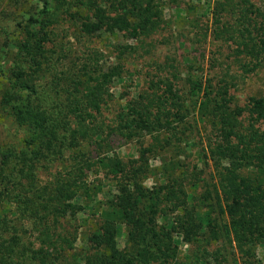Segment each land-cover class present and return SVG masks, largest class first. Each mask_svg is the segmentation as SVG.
Instances as JSON below:
<instances>
[{"label": "trees", "instance_id": "trees-1", "mask_svg": "<svg viewBox=\"0 0 264 264\" xmlns=\"http://www.w3.org/2000/svg\"><path fill=\"white\" fill-rule=\"evenodd\" d=\"M204 1L196 9L180 0H42L11 20L0 0V50L12 56L0 113L23 132L18 145L0 144V264H264V96L241 107L234 78L222 72L215 82L198 57L171 54L112 119L105 114L112 85L133 75L126 61L157 49L168 8L189 21L180 36L192 49L211 36L232 42L244 73L264 66V7ZM192 10L211 13L212 27L192 24ZM67 22L82 36L123 37L113 45L118 63L106 69L92 50L52 76L51 35ZM48 73L55 88L44 84ZM108 135L140 144V157L113 154ZM190 150L198 163L212 161L216 182L183 161ZM156 156L162 177L149 189ZM185 244L194 248L187 260Z\"/></svg>", "mask_w": 264, "mask_h": 264}, {"label": "rangeland", "instance_id": "rangeland-1", "mask_svg": "<svg viewBox=\"0 0 264 264\" xmlns=\"http://www.w3.org/2000/svg\"><path fill=\"white\" fill-rule=\"evenodd\" d=\"M183 3H189L188 8L191 6L196 9H201L202 7L207 8L206 1L204 0H180ZM258 6L264 7V0H252ZM3 9L5 8L6 12L3 17L11 15L9 19L13 20L14 15H21V17H27L30 13H34L37 10L41 9L42 0H6L3 3ZM201 7V8H200ZM190 10V9H189ZM1 11V10H0ZM202 12H197L192 10L190 12V21L192 24H195L194 20H200L198 24L202 27L208 25L212 27V15L207 13L206 16H202ZM167 27L165 30L161 31L157 37H159V44L156 50L153 51L152 55L137 56L130 58L126 61L127 68L133 74L131 76H126L122 81H115L110 90L109 105L105 112L106 117L109 119L113 118V113L123 106L130 99L137 95L145 87L148 76L156 75L155 72V63L163 62L168 55H177L178 59H186L187 57H198L201 60V63L204 64L205 75L209 78H213L214 81H218L223 78V73L228 74L225 79L231 80L234 78L235 87L232 89L233 94L236 96L239 106L244 107L248 99L251 96H264V66L259 69L257 72L252 74L244 73L241 68L244 61H238L233 56L234 46L232 42H217L208 36L206 39V44L202 43L198 50L192 49L189 46V41L181 37L180 31H187L189 28V21L184 20V18L179 15V10L175 8H168L165 12ZM235 20V19H234ZM193 28H190L191 31ZM164 37H166L164 39ZM22 39V36L18 37ZM52 42H50L49 49L51 52L48 53L50 57L51 65L50 74L55 75L54 71L57 73L58 70H53L54 66H57L59 71L68 72L79 65L80 60L87 58L88 54L92 50L99 51L101 65L108 69L113 67L118 63L116 59L117 54L114 52L113 45L116 44H126V40L118 38L115 40L113 37L96 36V37H86L82 36L77 32V28L73 23H61L59 27L55 29L54 35H51ZM183 41H186L185 43ZM188 44V45H185ZM197 44H199L197 42ZM198 47V46H196ZM197 49V48H196ZM205 51V52H204ZM143 51L141 52V54ZM5 54V55H4ZM1 53L0 50V81H4L3 74L6 73L9 66H11L12 56L10 52ZM140 54V55H141ZM205 55V58L202 55ZM218 59L216 62L214 61ZM211 60L214 63H211ZM230 67V68H228ZM223 72V73H222ZM49 74V73H48ZM48 75V80H44V84L50 88H55L56 84H52L53 80ZM2 82H0L1 84ZM61 101L66 103L60 97L56 100L57 104ZM59 102V103H58ZM0 144L1 145H18L20 139L23 137V132L16 129L12 122L9 119H6L0 113ZM110 141L112 144L113 154L115 153L124 160L138 159L140 157V148L141 145L136 142H127L116 135H108L105 138ZM200 138H198L199 141ZM151 141V138L148 136L144 141V145L147 146ZM200 143V142H199ZM205 142L200 144L199 150L205 146ZM112 154V155H113ZM190 154V155H189ZM163 156V154H161ZM161 156V157H162ZM198 155L196 150H190L188 156H183L182 159L185 162L191 163L190 165L198 164V170H203L205 177L208 181L216 182L215 180V169L213 163L210 159L204 160L198 163ZM160 157L151 159V167L155 170L154 175H150L145 182V187L152 189L157 181L160 179L161 172L158 169H161V159ZM199 158V157H198ZM181 159V160H182ZM164 173V172H162ZM105 173H101V177H104ZM45 176H43L44 178ZM97 175L92 174L90 179L92 181L96 180ZM104 185H106L107 180H103ZM108 189V188H107ZM106 189V190H107ZM105 190V191H106ZM204 191V184L200 183L199 189L195 190L194 193L197 197L201 195ZM28 240V239H26ZM33 240V239H32ZM119 248L123 251L125 248V237L119 239ZM194 251V248L191 249L189 245L180 246V258L187 260L189 254ZM263 249L260 250V257L264 259Z\"/></svg>", "mask_w": 264, "mask_h": 264}]
</instances>
